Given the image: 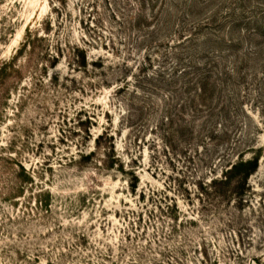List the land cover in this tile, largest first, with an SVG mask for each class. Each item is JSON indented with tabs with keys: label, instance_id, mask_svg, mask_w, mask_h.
<instances>
[{
	"label": "rangeland",
	"instance_id": "obj_1",
	"mask_svg": "<svg viewBox=\"0 0 264 264\" xmlns=\"http://www.w3.org/2000/svg\"><path fill=\"white\" fill-rule=\"evenodd\" d=\"M0 264H264V0H0Z\"/></svg>",
	"mask_w": 264,
	"mask_h": 264
},
{
	"label": "trees",
	"instance_id": "obj_2",
	"mask_svg": "<svg viewBox=\"0 0 264 264\" xmlns=\"http://www.w3.org/2000/svg\"><path fill=\"white\" fill-rule=\"evenodd\" d=\"M140 2H143V0L142 1L140 0ZM116 18L119 19V16L117 15ZM140 18H142L141 14L136 13L135 20H131V21H133L135 24L137 22L141 23V21H139ZM258 165H259L258 157L246 161L243 158H241L239 161L236 162L231 161L229 164V168L223 171L222 175L220 176L221 179H219V181L221 183H227V182H231V180L235 178L241 180H247L250 177V175L257 170ZM217 180L218 177H216V179H214L213 181L217 182Z\"/></svg>",
	"mask_w": 264,
	"mask_h": 264
}]
</instances>
